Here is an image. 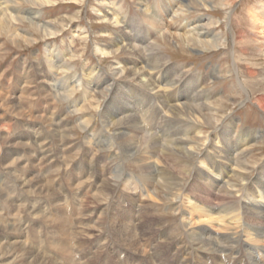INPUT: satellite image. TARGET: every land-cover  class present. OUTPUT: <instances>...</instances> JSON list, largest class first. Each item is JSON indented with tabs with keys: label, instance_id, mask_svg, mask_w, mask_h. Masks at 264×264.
<instances>
[{
	"label": "rangeland",
	"instance_id": "1",
	"mask_svg": "<svg viewBox=\"0 0 264 264\" xmlns=\"http://www.w3.org/2000/svg\"><path fill=\"white\" fill-rule=\"evenodd\" d=\"M108 1L110 7L114 6L121 14L126 15L124 23L103 22L98 10L102 11L106 4L101 0H39L40 4L23 0L20 8L29 12L38 11L36 20L54 25V35H44L26 20L12 21L15 29L13 37L10 31L5 35L0 33V106L9 107L8 97L23 90V96L15 98L20 112L14 115L8 112L0 120V264H29L28 252L31 249L57 264H179L177 259L181 260L182 257L178 247L181 242L185 243L184 238L181 239L184 235L178 224L181 215L179 212L185 210L191 214L186 203L178 209L173 207L179 203L169 197L155 203L147 200L138 187L140 184L146 187L144 179L143 183L141 180V183H137L135 177L126 179L128 183L124 182L123 185L118 182L115 193L104 188L100 191L99 187L103 178L110 176L108 171L112 170L110 158H107L108 152L117 151L115 148L110 151L107 139L103 138L106 133L101 131V111L105 101L101 91L114 78L111 69L116 67V61L126 57L123 52L111 57L103 53L106 50H101L100 45L106 47L111 37L119 33L120 27L130 33L131 38L133 36L131 42L146 46L151 41L145 40L156 32L158 23L177 27L181 31L186 23L206 17L200 19L209 24L207 27L213 32L221 34L215 47L197 46L196 49L189 50L167 40L160 35V31L155 34V40L169 62L182 66V71L185 72L183 82H177L179 89H183L186 81L202 75L205 78L202 87L214 92L211 105L213 109L204 110L205 116L196 123L199 142H203L205 146L202 153L208 151L210 157L214 158L209 142L216 141L215 144L219 146V137L229 138V144L222 145L223 150L235 146L236 140L246 137L242 141L247 144L242 150L246 153L249 178H255L264 166V110L255 103L258 97L264 98V40L252 28L249 15V10L257 7L263 0H214L213 6L189 8L184 14L172 19H169L170 9L166 8L175 7L173 0H144L148 11L142 10L140 0ZM148 14L161 21L150 19ZM207 17L212 21H208ZM16 27L27 31L33 41L26 43L19 38L20 32ZM82 30L84 33H80ZM50 43L57 48L50 47ZM52 51L66 54L63 59L74 65L70 72L58 71L55 78H66L64 76L73 71L77 75L74 79L80 82L78 89L71 88L69 99L57 98L54 102L44 96L40 89L42 86L34 85L38 83L39 73L45 74L46 83L51 81L45 61L48 52ZM128 61L134 65L132 59ZM85 72L87 76L84 75ZM155 73L151 75L154 86L171 78V74L163 71ZM101 76L107 79L101 81ZM89 79L93 86V82H97V89L88 87ZM115 81L129 84L134 89L139 87L138 93L145 94L143 103L136 102L131 108L136 111L142 126L148 132L151 130L149 133L157 134L162 140L160 142L164 140L163 132L171 135L182 131L181 123L171 124V127H164V123L158 124L157 120L162 114H159L156 105L163 100L157 99L158 94H154L157 88L149 89L153 85L144 88L132 76L117 77ZM187 86L190 83L184 87ZM179 89L176 96L181 92ZM31 91L34 93L31 94ZM185 93L186 90L180 93L181 101L192 102L193 97L197 96L186 93L184 97ZM195 93L198 94L199 91L196 90ZM7 95L9 96L6 97ZM71 108L78 109L72 112L74 110ZM138 109L142 111L139 114ZM22 110L29 115L42 113L49 117L50 122L59 120L60 124L54 126V129H59L60 134H66V137L55 138L42 120L27 119ZM79 110L82 111L79 113ZM80 118L89 119L87 130L78 125L82 121ZM180 118L187 120L184 115H180ZM29 127H34L39 132L38 141L45 147L34 144L37 138ZM91 135L95 136L94 142L97 144H86V137ZM115 142L114 146L117 147ZM120 158L128 176L139 175L140 171L131 158ZM116 160L114 159L115 162ZM37 175L40 183L35 177ZM230 178L240 184L241 188L240 179L234 176ZM104 217L103 228L101 223ZM118 217L126 218L132 224L129 230H134L136 244L122 245L119 234L113 232L112 220H119ZM191 217L194 218L193 213ZM100 219H103L101 223L97 221ZM190 226L188 228L192 230L197 229L196 222H192ZM174 234L175 241L160 242L164 236ZM222 235V230L215 232L218 240H222ZM14 241L22 242L26 248L20 249L19 244L16 245ZM184 246L183 244L182 250ZM227 248H221L218 252L200 253L198 263L259 262L255 251H251V257L244 256V252L241 253L242 256L235 257L236 254H230Z\"/></svg>",
	"mask_w": 264,
	"mask_h": 264
},
{
	"label": "bare ground",
	"instance_id": "2",
	"mask_svg": "<svg viewBox=\"0 0 264 264\" xmlns=\"http://www.w3.org/2000/svg\"><path fill=\"white\" fill-rule=\"evenodd\" d=\"M30 1L35 4L41 3L39 0ZM173 1L175 2V7L166 8L171 11L169 19L184 14L189 8L214 5V0ZM22 2L23 0H0V33L5 35L7 31H10V35L13 37V33L15 32L12 22L13 20L19 22L26 20L44 35L51 36V34L56 32L54 25L52 26L49 23H39V21L36 20L35 16L38 14V11L29 12L27 10H22L23 8H20ZM101 2L106 4L103 6L104 8L102 11L98 10L99 18L103 22L110 21L119 24L120 22L124 23V20H127L126 15L121 14L118 8L113 6L114 4H112L113 7H110L108 0H101ZM139 2L142 10L148 11L144 0H140ZM5 7L8 8L5 9ZM148 15L150 19L152 18L161 21L154 18L151 14ZM249 15L251 16L252 28L257 30L260 34L259 38L264 40V0L261 1L257 7H252L251 10H249ZM200 18L183 25L181 31H179V28L177 27L172 28L165 23H158L156 32H153L154 34L151 36L149 35L150 37H148L150 40H148V38L145 40L151 41L150 44H145L146 46L131 42L133 36L131 38V34L126 33L127 31L122 27H120V31L116 36L114 35V37H111V41L106 47L100 45L101 50H106L103 53L109 54L111 57H115L119 52L126 54L125 58L116 61V67H112L111 69V74L114 78L111 79V82L106 83L101 91L103 98L105 99L101 111V122L103 124L101 131L106 133L103 138L105 140L107 139V146L110 147V151L111 149L114 150V148L117 151L108 152L107 158H110L109 164L112 165V170L108 171L110 174L109 177H102L103 180L99 183L100 191L101 188H104L113 192L117 188L116 186L118 182L123 185L124 182L126 184V179L135 177L137 183L144 179L146 187H144L143 184L138 185V187L141 191V195L146 197L147 200L155 203L160 202V200L165 197H169L171 200H175L179 203L173 207L178 209L182 208L186 203L191 210V214L185 210L179 212V214H181L178 219L179 229L184 235L181 239L184 238L183 241L186 243L181 242L179 244V255L182 257L181 260L177 259L179 264H192V262H195L193 264H199L198 257L200 253L212 251L218 252L219 249L221 250V248L226 247H228L227 250L230 254L237 255H235V257H238V255L242 256L243 252L244 256L251 257V251H255L259 257V262L252 261V264H264V166L261 167V170L255 178H249L250 173L248 172L249 168H247L248 162L245 160L246 153L242 150L243 146L247 144L246 141H242L245 140L246 137L239 141L236 140L237 142L235 146L224 150L222 145L224 144V146H227L229 144V138L219 137L221 141L219 146L215 144L216 141L214 143L209 142L211 150L215 156L214 158L210 157L208 151L202 153V151L205 150V146L203 142H199V136L197 135L199 132L196 131L198 128L196 123L199 118L205 116L203 114L204 110L213 109L211 105L212 98L215 96L214 92L211 89L205 90L202 87L205 78H203L202 75H196L194 80H189V82L186 81L184 86L188 83H190V86H182V90H186V93L189 96L192 94L197 96L193 97L194 99L192 102L181 101L180 93L182 90L177 86V82H183L182 77H184L185 72L182 71V66L172 65V63L169 62L168 58L160 51L158 41L155 40V34L160 31V35L164 36L167 40L180 47L188 48L189 50L196 49L197 46L207 48L217 46L221 34L209 29L207 27L209 24H206V22ZM207 20L212 21L208 17ZM16 29H19L21 36L19 38L25 40L26 43H31L33 41L27 31H23L19 27H16ZM80 33H84V30L80 31ZM15 36H17V34H15ZM47 44H45V46ZM50 47L56 46L52 45ZM57 50L60 51L59 49ZM58 51H52V53L48 52V57L45 61L47 75L49 74V76H51V81L49 82L48 80V83H46L44 81L46 80L44 79L45 74L39 73L38 79L36 78L39 84L34 83V85L42 86L40 89L44 96L52 102L57 98L61 100L69 99L71 88L76 89L80 86L79 80L74 79L77 75H75L73 71L70 75H63L66 78H55L58 71L65 70L70 72L74 68L72 67L74 65L69 63L68 60L65 58L63 59L66 54L62 55V53H59ZM129 59L133 60L134 63H132L134 65L130 64L128 61ZM161 71L171 74V78L161 85L155 84L154 86L151 75L153 72H156L155 74H157ZM250 72L251 74L253 73L252 70ZM84 75L87 76L86 72ZM88 75L90 74L88 73ZM105 76L107 77L106 74ZM105 76L104 78L101 76V81L107 79ZM125 76L135 77L139 81L138 83L144 88H149L152 85L153 86L149 89L152 90L153 88H157V91H155L154 94H158L157 99L163 100L160 101L161 103L159 105H156L159 109V114H162L157 120V122H159L158 124L164 123V127L169 125L171 127V124L177 125L178 123H181L182 131L171 135L163 132V142H160L162 140L157 137V134L149 133L151 130L148 132L142 126L139 117L135 114L136 111L134 112L131 108V105L136 104V102L137 104L138 102L143 103L145 94L143 92V95L138 93L139 87H135L138 89H134V87L129 84H121L115 81L117 77ZM68 78L74 80L68 81ZM87 82L89 88L94 87L97 89V82H93L95 84L94 86L91 84L92 82L90 79ZM199 88L200 90H198ZM177 89L181 90V92L176 96ZM196 90L197 92L199 91V95L195 93ZM18 91L19 93L15 96L13 95L10 98L8 97L9 95L6 96L8 97L10 105L6 108L0 106V120H3L5 114L8 112H12L13 115L20 112L15 102V98L23 96V90ZM30 93L33 94L34 92L31 91ZM186 93L184 94V97H186ZM1 100L2 99L0 98V101ZM255 103L259 108L264 110V98L258 97ZM72 109L73 108H71V110ZM77 109L74 108V111L72 112L77 111ZM80 111L82 110H79V113ZM141 112V110H137V114ZM180 115H184L187 120L181 119ZM24 116L27 119L42 120L49 127V131L54 133L53 135L56 136L55 138L63 139L66 137V134H60L61 132L59 129H54V126L60 124L58 123L59 120L55 119L50 122L49 117L42 113L29 115L24 112ZM88 120L89 119L85 118L80 121L78 125L82 129L87 130ZM111 127H113V131L110 132ZM31 129L33 130V134H35L34 137L37 138L35 139L34 144L45 147L41 141H38L39 132L35 131L34 127H29V130ZM86 138V144H97L94 142L95 136L91 135L89 138L88 136ZM215 139H217V137H215ZM114 142L117 147L114 146ZM97 147H99V145ZM62 149L63 146L61 145L60 150ZM120 156L132 159L134 165L140 171L138 176L135 174L130 176L127 175L128 173L124 169L123 161L121 162V158L119 159ZM114 159H118L119 161L116 160L117 162H115ZM195 160L197 161V164ZM217 160L219 161L217 162ZM220 161L223 163H220ZM103 167L102 169H104ZM111 171L113 172L112 174ZM232 176L237 177L242 181L241 188L239 187L240 184L231 180L230 177ZM35 177H37V182L40 183L38 175ZM243 186L244 190H242ZM97 191H99V189ZM115 191L113 193H115ZM233 194H238V196H234ZM94 195L96 196V194ZM192 213L194 218L191 217ZM103 219V222L101 219L97 220L100 221V223L102 222V227L104 225L105 217ZM112 222L111 229L113 232L119 234L122 245L132 246L136 244V239L133 234L134 230L132 232L129 230L132 224L129 223L126 218L124 219L120 217L119 220L115 218ZM192 222L197 223V229H190V224ZM188 226L190 227L188 228ZM221 230L223 234L222 236L224 237L221 238L222 240H218L215 236V232H221ZM136 233L137 232H135V234ZM174 237L175 234L164 236L160 242L175 241L173 240ZM14 242L16 245L19 244L18 246L20 249H24L25 245L22 242ZM183 244L185 246L182 250L181 247ZM28 258L29 264H57L55 262L53 263L49 257L42 256V254L38 255L34 249L29 250Z\"/></svg>",
	"mask_w": 264,
	"mask_h": 264
}]
</instances>
